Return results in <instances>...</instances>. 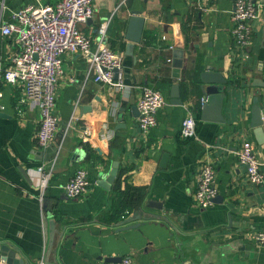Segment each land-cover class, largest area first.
Listing matches in <instances>:
<instances>
[{
	"label": "crops",
	"instance_id": "1",
	"mask_svg": "<svg viewBox=\"0 0 264 264\" xmlns=\"http://www.w3.org/2000/svg\"><path fill=\"white\" fill-rule=\"evenodd\" d=\"M56 1L0 0V16L11 20L26 5ZM235 1L95 0L94 15L80 27L96 44L100 24L111 18L107 41L124 54L125 86L95 81L83 55H66L57 91L61 120L45 148L35 137L38 107L19 117L7 87L0 110V246L17 250L25 264H101L126 256L135 264H264V246L253 237L264 230V184L251 183L238 158L242 142L252 140L264 171V124L262 131L252 125L256 97L264 109V84L258 85L264 83V18L252 21V43L240 47L232 36ZM135 9L145 17L144 31L129 46ZM17 51L14 39L0 33V67ZM209 67L227 78L224 122L202 118L201 72ZM175 83L182 103L172 101ZM145 85L167 99L147 133L137 106ZM188 111L197 122L192 137L181 132ZM206 161L216 167L222 198L202 208L196 175ZM42 164L53 168L43 203ZM78 167L88 170L92 184L86 195L71 198L64 185ZM130 187L141 188L142 198L121 215ZM139 209L151 218L121 223Z\"/></svg>",
	"mask_w": 264,
	"mask_h": 264
},
{
	"label": "built area",
	"instance_id": "2",
	"mask_svg": "<svg viewBox=\"0 0 264 264\" xmlns=\"http://www.w3.org/2000/svg\"><path fill=\"white\" fill-rule=\"evenodd\" d=\"M127 0H121V4ZM95 0H58L54 3L26 5L12 13L11 20L0 16V33L14 39L17 53L8 64L0 67V110L5 109L3 99L7 87L12 88L14 107L19 117L25 116L28 106L38 107L41 117L35 137L40 146H48L55 138L60 124L57 91L65 74L66 55H83L89 64L88 73L97 82L124 87V54L113 49L107 41V30L111 18L104 20L99 28L96 44L80 27L95 11ZM264 18L263 0H236L233 11L232 36L237 45L249 47L253 38V20ZM116 70L117 76H116ZM163 91L156 87L142 86L137 106L139 125L147 133L158 123V113L166 105ZM197 122L193 112L182 122L181 132L185 137L196 135ZM238 158L246 170L251 183L264 184V171L258 159L254 142L245 139L238 150ZM40 200L43 203L53 168L44 164L38 168ZM195 201L206 208L214 203L219 190L216 167L206 161L198 166ZM92 184L89 172L78 167L65 183L64 191L71 198H79L89 192ZM254 240L264 246V230L256 231ZM38 264H45L40 259ZM101 264H135L130 256L120 261H103Z\"/></svg>",
	"mask_w": 264,
	"mask_h": 264
},
{
	"label": "water",
	"instance_id": "3",
	"mask_svg": "<svg viewBox=\"0 0 264 264\" xmlns=\"http://www.w3.org/2000/svg\"><path fill=\"white\" fill-rule=\"evenodd\" d=\"M145 24V17L142 15V11L139 9L133 10V14L130 17L129 28L126 34L127 39L130 41L129 46H132L135 42H140L143 36ZM118 70H116L117 76ZM201 80L204 85H202V91L204 93V102L202 104V118L204 120H213L217 122H224L225 118L222 113V108L224 104V99L226 97L225 84L227 83V78L220 71L209 67L201 72ZM264 83L258 84L263 85ZM173 98L172 101L175 103H182V98L180 97V87L178 83L173 84ZM259 98H255V105L252 109V125L256 127L257 131L263 130L264 118H263V108L258 103ZM114 169L112 174L109 175L106 181L101 182L104 187L109 188L110 182L115 178ZM221 196H216L215 201L221 200ZM157 205L149 201L148 206ZM144 211L139 209L135 210L131 215L124 218L121 222L122 224L129 223L134 219H140L143 217ZM152 215H144L145 219L151 218ZM133 227L138 226L132 225ZM111 261H120L115 257H110ZM25 260L20 255L17 250L10 249L7 244H2L0 246V264H25Z\"/></svg>",
	"mask_w": 264,
	"mask_h": 264
},
{
	"label": "trees",
	"instance_id": "4",
	"mask_svg": "<svg viewBox=\"0 0 264 264\" xmlns=\"http://www.w3.org/2000/svg\"><path fill=\"white\" fill-rule=\"evenodd\" d=\"M143 190L138 187H130L124 192V207L121 215H126L128 211L132 210V207L136 205L141 200V195Z\"/></svg>",
	"mask_w": 264,
	"mask_h": 264
}]
</instances>
